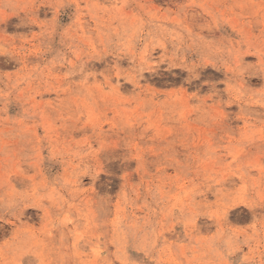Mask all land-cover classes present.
Instances as JSON below:
<instances>
[{
    "label": "rangeland",
    "instance_id": "1",
    "mask_svg": "<svg viewBox=\"0 0 264 264\" xmlns=\"http://www.w3.org/2000/svg\"><path fill=\"white\" fill-rule=\"evenodd\" d=\"M0 264H264V0H0Z\"/></svg>",
    "mask_w": 264,
    "mask_h": 264
},
{
    "label": "bare ground",
    "instance_id": "2",
    "mask_svg": "<svg viewBox=\"0 0 264 264\" xmlns=\"http://www.w3.org/2000/svg\"><path fill=\"white\" fill-rule=\"evenodd\" d=\"M252 214V213H251Z\"/></svg>",
    "mask_w": 264,
    "mask_h": 264
}]
</instances>
